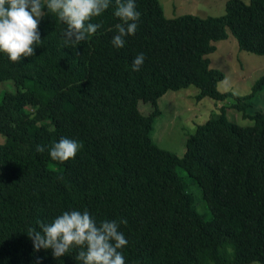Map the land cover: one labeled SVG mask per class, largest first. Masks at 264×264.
<instances>
[{
    "label": "trees",
    "instance_id": "obj_1",
    "mask_svg": "<svg viewBox=\"0 0 264 264\" xmlns=\"http://www.w3.org/2000/svg\"><path fill=\"white\" fill-rule=\"evenodd\" d=\"M136 9L137 29L120 49L110 43L120 22L110 6L75 48L61 46L63 25L44 16L32 56L0 54V83L15 88L0 99V264H79L78 249L53 259L26 234L71 209L117 221L125 264H264V113L245 112L264 76L248 95L221 93L224 74L208 59L228 32L239 50L264 56V0H228L220 17L168 19L159 0H136ZM189 86L197 102L236 100L252 126L229 121L222 106L188 137L181 158L161 149L150 135L160 112L143 115L138 102L156 107ZM61 137L78 142L73 158L35 150ZM179 167L201 188L210 221L195 210Z\"/></svg>",
    "mask_w": 264,
    "mask_h": 264
},
{
    "label": "clouds",
    "instance_id": "obj_2",
    "mask_svg": "<svg viewBox=\"0 0 264 264\" xmlns=\"http://www.w3.org/2000/svg\"><path fill=\"white\" fill-rule=\"evenodd\" d=\"M113 6L112 15L120 22L115 24L111 45L124 47L125 37L137 29L140 12L136 0H0V54L10 62L30 57L41 44L38 24L44 16H55L63 25L60 33L63 48H75L100 27L92 18ZM144 53H138L130 68L136 72L144 63ZM47 148L51 160L64 162L73 158L79 144L76 140L61 137L50 146L36 145L37 152ZM39 230L29 226L27 236L34 251L50 250L53 259H59L73 249H78L75 261L79 264H125L122 247L127 240L116 220L97 221L87 209L65 210L50 222L38 221ZM120 224L126 223L124 220ZM33 264H40L36 257Z\"/></svg>",
    "mask_w": 264,
    "mask_h": 264
},
{
    "label": "rangeland",
    "instance_id": "obj_3",
    "mask_svg": "<svg viewBox=\"0 0 264 264\" xmlns=\"http://www.w3.org/2000/svg\"><path fill=\"white\" fill-rule=\"evenodd\" d=\"M228 0H159L164 16L168 19L182 15H196L198 17H220L225 14ZM245 4L249 0H241ZM216 50L208 55L210 67L220 70L224 79L218 83L217 89L221 93L230 92L237 96L250 94L252 86L264 76V56L253 55L239 50L235 38L228 32L225 40L215 43ZM13 83H0V99L3 92L14 91ZM198 93L193 86L179 91L167 92L161 97L157 106L150 103L138 102V110L143 115H149L154 109L160 114L155 117L153 129L150 133L152 141L161 149L169 151L179 158L184 155L185 142L194 134L199 125L210 117L219 113L222 106L229 121L242 126H252V120L243 118L242 113L234 107L236 100L228 98L222 102H215L205 97L201 101L195 100ZM250 105L245 109L247 115L256 111L264 113V87L249 100ZM178 175L186 182L187 193L192 197L194 208L206 221H210L212 214L203 199L202 191L197 182L181 167L176 169ZM256 264V263H253Z\"/></svg>",
    "mask_w": 264,
    "mask_h": 264
}]
</instances>
